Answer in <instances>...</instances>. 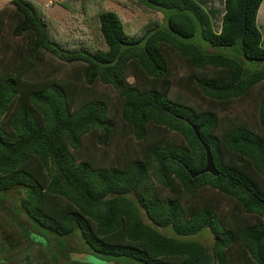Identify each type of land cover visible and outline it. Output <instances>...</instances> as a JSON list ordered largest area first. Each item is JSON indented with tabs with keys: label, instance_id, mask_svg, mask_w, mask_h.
<instances>
[{
	"label": "trees",
	"instance_id": "trees-1",
	"mask_svg": "<svg viewBox=\"0 0 264 264\" xmlns=\"http://www.w3.org/2000/svg\"><path fill=\"white\" fill-rule=\"evenodd\" d=\"M221 1L220 31L197 0H141L162 24L131 35L117 13L100 11L95 43L70 50L31 0H10L12 11L0 10V193L21 192L36 227L124 264H198L207 253L215 264H264V135L221 114L264 83V0ZM6 27L22 41L2 37ZM47 55L72 70L46 69ZM258 119L264 129V99ZM191 123L218 176L190 175L206 167ZM125 138L136 150L113 156ZM206 189L240 215L194 202ZM204 231L211 248L192 239Z\"/></svg>",
	"mask_w": 264,
	"mask_h": 264
},
{
	"label": "rangeland",
	"instance_id": "rangeland-1",
	"mask_svg": "<svg viewBox=\"0 0 264 264\" xmlns=\"http://www.w3.org/2000/svg\"><path fill=\"white\" fill-rule=\"evenodd\" d=\"M31 1L50 22L54 38L60 45L70 50L79 49L82 45L86 46L90 42L95 43L96 25H94L92 18L100 11L110 10L117 13L131 35L139 33L149 22L159 24L164 22L161 12L143 7L139 2L141 0H85L86 12L83 10L84 3L80 0ZM197 1L210 12V15L213 16L215 30L220 31L224 14L223 2L221 0ZM12 8L10 0H0V10L8 9L11 12ZM6 18L8 19V17ZM257 24L263 35L264 47V2L259 10ZM2 37L13 43L22 41L13 37L9 27L4 29ZM193 41L202 47L205 46V42L199 33ZM6 51L12 50L6 48ZM222 51L230 53L232 48ZM235 54L238 55V51H235ZM45 64L46 69L57 70L59 76H63L68 70H72L60 58L50 55L46 56ZM246 65L253 71L261 68L263 64L246 61ZM262 99H264V83L260 85L259 93L237 101L228 111L221 112V114L226 115L228 113L264 135V129L260 126L258 119L259 103ZM196 102L204 104V101L199 97H197ZM136 148L137 145L134 142L125 138L119 140L111 153L113 156L126 157V155L131 156ZM121 151L124 152L118 153ZM22 198L23 194L17 191L9 192L6 195L0 193V264H124L121 259L101 257L84 249V244L77 236L65 240V238L49 234L36 227V224L28 218L21 208L20 200ZM193 200L194 202H212L224 212L232 211L240 215L238 214L240 209L234 200L211 189L202 191ZM159 230L164 234L176 236L171 229L159 228ZM192 239L204 243L208 248L213 246V237L208 231H204ZM236 257L238 256L236 255Z\"/></svg>",
	"mask_w": 264,
	"mask_h": 264
},
{
	"label": "water",
	"instance_id": "water-1",
	"mask_svg": "<svg viewBox=\"0 0 264 264\" xmlns=\"http://www.w3.org/2000/svg\"><path fill=\"white\" fill-rule=\"evenodd\" d=\"M191 126L193 128V131L196 135V137L201 141L202 145L205 148V152H206V167L203 171L199 172V173H195L191 170H188L190 175L192 176V178H196L199 175H203V174H211L214 176H218L219 175V171L215 166L214 160H213V155H212V151H211V147L202 140L201 134H200V127L196 126L194 124L191 123ZM186 169H188L186 167ZM198 264H215V258L211 253H207Z\"/></svg>",
	"mask_w": 264,
	"mask_h": 264
}]
</instances>
